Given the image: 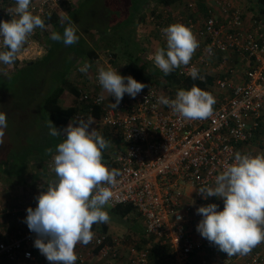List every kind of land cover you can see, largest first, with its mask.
I'll use <instances>...</instances> for the list:
<instances>
[{"label": "built area", "instance_id": "2783aa9c", "mask_svg": "<svg viewBox=\"0 0 264 264\" xmlns=\"http://www.w3.org/2000/svg\"><path fill=\"white\" fill-rule=\"evenodd\" d=\"M59 1L34 0L30 11L40 16L53 14ZM215 2L216 6L203 16L197 15L196 4L191 1L186 2L185 11L154 8L151 4L146 13L147 25L164 47L166 37L162 29L170 24L182 23L195 34L199 47L189 65L177 68V74L189 77L195 67L198 74L215 77L216 103L211 117H180L158 102L160 96L174 99L177 94L162 85L147 86L135 98L128 95V100L114 108L115 101H108L95 90L101 87L98 72L94 88L82 96L102 107L99 122L103 126L122 132L123 150L105 162L121 173L109 205L134 204L145 219L147 237L142 246L134 240H109V233L101 231L100 225H93L95 235L89 243L92 256L117 260L127 249V264H153L156 261L151 259V252L158 246L159 264H264L263 248L229 257L197 231L203 218L197 214L199 207L215 203L222 211L224 206L222 198L204 199L197 190L214 186L215 177L225 163H232L236 152H264V134L258 132L264 123V21L254 19L231 1ZM31 38L18 54L20 60H37L46 55V47ZM111 57L107 58V68L116 69L108 63ZM83 65L78 64L77 72ZM48 162L52 168V159ZM39 193L33 195L29 207H36L35 197ZM24 211L27 213V208ZM9 212L14 214L17 210ZM36 238L28 226L12 234H0V264L35 261ZM87 258L80 250L78 264H86Z\"/></svg>", "mask_w": 264, "mask_h": 264}, {"label": "clouds", "instance_id": "9594fccd", "mask_svg": "<svg viewBox=\"0 0 264 264\" xmlns=\"http://www.w3.org/2000/svg\"><path fill=\"white\" fill-rule=\"evenodd\" d=\"M148 4V6H150ZM31 0H16L15 17L0 21V37L5 51H0V62L12 64L28 38L37 28L44 29L40 15L30 11ZM153 5V4H152ZM77 28L68 20L63 35L53 32L50 39L62 41L65 46L78 42ZM166 47L158 48L150 59L165 76L182 65H189L199 41L192 30L182 23H173L162 29ZM211 53V48L208 49ZM91 64L79 68L87 73ZM193 80L203 79L193 67L189 72ZM126 81V82H125ZM98 82L109 95L114 96L116 108L125 93L135 98L147 85L132 76H122L109 66L100 68ZM158 102L170 107L187 120H204L213 115L214 96L197 85L178 90L174 99L160 96ZM93 118H73L67 127L58 129L49 120L47 127L52 137H63L56 145L52 160L55 179L42 185L45 190L35 197L37 205L27 208L25 223L36 233L34 241L40 253L50 264H75L78 244L88 245L94 238V224L108 223L105 206L114 196L120 171L110 169L103 160L104 150L111 146L96 129L89 131ZM7 115L0 111V145L4 142ZM48 153L53 149L48 148ZM204 199H223V210L215 203L201 206L197 214L203 218L197 231L227 255H247L264 243V152L255 155L236 152L232 163H225L215 177L214 186L198 190ZM180 219V217H178Z\"/></svg>", "mask_w": 264, "mask_h": 264}, {"label": "rangeland", "instance_id": "374dc122", "mask_svg": "<svg viewBox=\"0 0 264 264\" xmlns=\"http://www.w3.org/2000/svg\"><path fill=\"white\" fill-rule=\"evenodd\" d=\"M68 1L73 4L80 2V7L74 20L76 21V27L80 28L81 33L89 41L88 44L97 50L96 44H98V39H93L90 36L96 32H100L99 39L100 41H104L100 42L102 44L101 47L107 46L106 48L100 47L97 50L100 54V59L97 62L92 64L85 59L84 61L80 59L81 61L77 62V64H91L90 68L92 69L93 77H90L87 81L84 74H78L79 72L73 70L71 74L72 80L78 81L81 79L82 81H91L93 84L94 75L100 68L106 69L108 55L113 53L115 56H112V60L114 61L111 62V65L116 69L126 66L130 62L131 54L132 57L133 55L138 56L140 58L139 62H145L149 65V68H157L150 57L154 56L158 48H163V45L154 34L155 32L152 31V27L147 25L145 19L144 21H140L142 15L146 16L149 6L146 4L140 9V15L136 19L138 25L136 23L132 25L131 19H128L132 14L131 7L133 3L136 5L142 0ZM236 1L244 6L243 8L239 7L240 9L248 12L250 7L247 4L250 0ZM61 13L64 14L65 17L62 18L65 20L68 15L67 7ZM122 16L126 19L122 18ZM37 30L35 31L38 32ZM36 32L31 35V39L39 42L36 39ZM40 33L42 36L45 31L41 30ZM89 34L91 35L89 36ZM2 50L0 49V51ZM59 57L60 59L54 57L51 61L49 59H39V62L17 72L13 64L9 65L0 62V111L7 115L4 142L0 145V228L10 229L12 233L17 232L19 229L25 230L27 227L25 223L27 213L24 209L28 206L27 204L35 193L33 186L35 188L39 187L43 182L48 181L47 177H49V174L54 173V171L45 173L46 178L43 179V182L27 179L26 183H21L20 178L17 177L19 168L22 167V154L31 155L33 157L31 160L34 161L38 158H43L47 153L41 143L42 136H48V129L46 126H43L42 122V120H46L47 114L43 111L42 107L43 100L50 88L52 71L55 68L63 66L61 56ZM108 63L110 64V61ZM157 78L154 76L155 80ZM158 79H161L162 82L165 81L162 76H159ZM101 89L102 95L105 97L109 96L103 88ZM108 101H115V99ZM69 102V100H65L63 104L67 106ZM80 116L85 120L90 117L85 115ZM89 127L96 129L97 132L102 134L105 126L93 119V123ZM31 143L33 144L31 145ZM8 159L11 160V164L4 162L5 160L8 161ZM32 167L34 166L31 164V171ZM12 175L16 179L11 178ZM183 194H186V192H183ZM14 209L17 210L16 213L9 212V210L13 211ZM105 210L109 212L110 220L107 225L109 226L108 233L112 237H117L127 242L130 240L137 241L141 238V234L145 231L144 217L135 212L125 218L117 217L112 213V206L109 204L105 206ZM14 221H18L19 225L14 226ZM124 252L125 254L117 260L115 258H106L104 260L105 264H127L130 252L127 249H124Z\"/></svg>", "mask_w": 264, "mask_h": 264}, {"label": "trees", "instance_id": "16d2710c", "mask_svg": "<svg viewBox=\"0 0 264 264\" xmlns=\"http://www.w3.org/2000/svg\"><path fill=\"white\" fill-rule=\"evenodd\" d=\"M253 1H254V6L252 8H249L248 12H250L251 15H253L254 19H257L259 21H264V0H253ZM33 2L34 0H31V5ZM150 2H152L154 8L163 6L167 9L172 10L173 7L181 6L183 0H142L136 5H134L133 3V6L131 7L132 14L128 17V19H131L132 25H135L137 16L140 15V9L143 8L146 4L148 5ZM79 4L80 3H78V5L73 4L68 0H60L59 7L56 9V12H54L53 14L47 15V16H41V18L45 22V28L44 29L37 28L38 30L37 29L36 30L38 32L35 31L37 33L36 39L39 40L41 44L46 46V49H47V53L42 59L44 60L49 59L51 61L54 57H57L60 59L59 56H61L62 65H63L60 68H55L53 70L54 72L52 71L50 88L48 90V93L45 99L43 100L42 108H43V111L47 114V117H45L46 120L44 121L42 120V122H43V126L44 127L46 126L47 129H48L47 124L49 120L58 129H63L67 127V125L70 122H72L73 118L78 119L80 115L90 116L95 121L101 120V117L103 115V110L100 105L93 104L91 100L82 99L84 92L91 91L94 88V81H93V84L91 83V81L87 82L88 79L91 77V74L88 73L90 70L87 73H83V72L78 73L82 75L84 74V77L85 79H87V81H82L81 79H79L78 81L76 80L74 81L71 78V74L73 70L78 71L76 66L78 65L77 62L80 59L82 61H84L85 59L87 62H90L92 64L94 62H97L98 59H100L99 58L100 54H99V51L97 52V50L100 49L102 45L100 42H104L103 40L100 41L99 39L100 32H96L92 35L89 34V36L91 35L90 36L91 38L98 39L97 41L98 44H96L97 50L93 48L90 44H88L89 41L81 33L80 28L76 27V25H75V27L77 28L76 35L79 37L77 43L70 45V46H65V44L62 41H53L50 39L51 34L53 32H58L61 34V36L63 35L65 27L68 26V20L73 21L74 24L76 23L74 19L80 7ZM9 5L11 7L13 6V9H14L16 6V0H12L9 3ZM65 7H67L68 15L66 19L63 20L62 17H65V16L61 12H63ZM14 17H15V13L13 10L11 9L6 10L4 8L3 9L0 8V21L11 20V18H14ZM122 18L124 17L122 16ZM144 19L146 21V16L144 17V15H142V19L140 21H144ZM136 24L138 25V21ZM41 30L45 31V33L42 36L40 33ZM85 46L87 47L85 48ZM106 47L107 46H102L101 48H106ZM162 47L165 48L164 46ZM5 50L6 49L3 48L2 51H5ZM131 55H130V58H131L130 62L123 68L117 69L118 73L122 76L130 75L138 82H141L147 86L162 85V86L171 88L172 92H176V93L180 89H185V90L190 89L193 84L197 85L202 90L210 92L213 96L217 92V89L214 86L215 77L212 75H209L207 73H200L199 76L203 77V79L201 80L197 78L196 80H193L190 76L189 77L179 76L177 74V69H175L169 75L165 76L163 72L160 71L159 69L154 68V67L149 68V65L146 64L145 62L140 63L139 62L140 58L138 56L133 55L132 57ZM111 56H115V54L113 53V54L108 55V57H111ZM112 59L113 58L111 57L110 64H112L111 62L114 61ZM37 62H39V59L27 61V60H20L17 56V59L12 64L14 65V68L17 72ZM158 75L162 76L165 79V81L162 82L161 79H158L159 78ZM154 76L158 78L155 80ZM94 80H95V77H94ZM99 88H102V87H99ZM128 98H129L128 94L125 93L122 101L128 100ZM65 100L70 101L67 106L63 104ZM88 130L92 131L93 128L89 127ZM259 131H261L262 134H264V123L263 122L258 132ZM101 135L106 140L111 142V146L108 149L104 150V153H103L104 162L110 161L115 155V153L120 152L124 148V142H123L124 140H123L122 132L121 130H117L109 126H105ZM258 137L259 136H257L254 139V141H256ZM34 139L38 141L36 138ZM62 139H63L62 136L61 137L50 136L49 129H48V136L46 137L42 136L41 143L45 147L44 150H47L48 148H52L53 149L52 153H48L46 151L47 153L46 155L43 156V158H38L34 161L31 160L33 158L31 155L22 154V159H21L22 167L19 168V174L17 176L20 178L21 183H26L27 179H32L35 181L43 182V179L46 178L45 173L53 172L52 168H50L49 166L48 161L50 159L53 160V155L55 154L56 145L60 143ZM33 143L35 144V142ZM33 143H31V145ZM4 162L11 164L10 159H8V161L5 160ZM31 164L34 166L32 167V171H31ZM11 178L16 179L14 175H12ZM47 178H48V181L55 179V173H52L51 175L49 174V177ZM47 182H43L42 185H46ZM42 185H40L37 188L33 186L34 191H35L34 195L42 190H45L43 187H41ZM134 212L140 215V213L137 211L134 204H120L115 207H112V213L120 218H125ZM98 225L101 226L100 227L101 231L108 233L109 226L107 225V223L98 224ZM94 226H97V224H94ZM109 238H110L109 240H112L111 235L109 236ZM137 241L139 243L138 246H142V244L146 243L147 241L146 235H144V233L141 234V238ZM159 252H160V248L158 246H156V249H153V253L151 252V256H150L151 259L153 257L154 261H156V262H153V264H159L157 260L159 256ZM150 264H152V262Z\"/></svg>", "mask_w": 264, "mask_h": 264}, {"label": "crops", "instance_id": "0c3cea01", "mask_svg": "<svg viewBox=\"0 0 264 264\" xmlns=\"http://www.w3.org/2000/svg\"><path fill=\"white\" fill-rule=\"evenodd\" d=\"M11 1L12 0H0V8L1 9L4 8L6 10H8V9L13 10L12 9L13 6L11 7L9 5V3ZM190 1L191 2H195V4H196V10H197V15H202V16L207 13L208 9L216 6L215 0H183L181 6L173 7L172 11H178V10H182V11L184 10L185 11L186 10V8H185L186 2H190ZM224 1H226V2H230L231 1V2L235 3L236 5H238V7H240V8H243L244 7V6H242V4H240L236 0H224ZM77 5H78V3H77ZM247 5L250 8H252L254 6V1L253 0H250ZM248 13H250V12H248ZM6 21H8V20H6ZM89 70H88L89 71L88 73H90L91 74V77H93L92 69L89 68ZM94 77H95V75H94ZM96 92H100L101 93L102 92V89L101 88H97L96 89ZM106 98H107V100L115 99L114 96H111V95L106 96ZM31 200L27 204L28 206L26 208H28L30 206ZM17 222L18 221H14V226L15 225H19V222L18 223ZM8 233L12 234V232L10 231V229L0 228V234H8ZM261 248H263V250H264V244L262 246L261 245H258V246H256L253 249H261ZM80 250H82L88 256L87 261H86V264H105V262H104L105 259H102V258H100L98 256H92L91 255V246H90V244H88L86 246L83 245V244H78L76 246V248H75V252H76L77 256H78V253H79ZM34 254L36 255L37 259L35 261H29L26 264H50V262L46 259V257L43 256L36 247L34 248ZM15 264H24V263L18 262V263H15ZM75 264H78V262L76 261Z\"/></svg>", "mask_w": 264, "mask_h": 264}]
</instances>
